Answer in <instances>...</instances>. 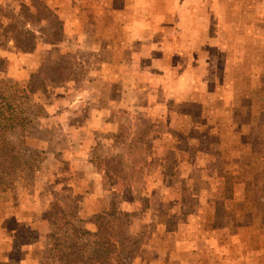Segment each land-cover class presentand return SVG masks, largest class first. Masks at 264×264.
<instances>
[{
	"label": "rangeland",
	"instance_id": "obj_1",
	"mask_svg": "<svg viewBox=\"0 0 264 264\" xmlns=\"http://www.w3.org/2000/svg\"><path fill=\"white\" fill-rule=\"evenodd\" d=\"M0 81L15 119L0 138L21 164L1 175L0 257L43 211L93 230L111 190L124 264L155 258L193 212L264 229V0H0Z\"/></svg>",
	"mask_w": 264,
	"mask_h": 264
},
{
	"label": "crops",
	"instance_id": "obj_2",
	"mask_svg": "<svg viewBox=\"0 0 264 264\" xmlns=\"http://www.w3.org/2000/svg\"><path fill=\"white\" fill-rule=\"evenodd\" d=\"M158 24L160 23H155L153 26H156ZM46 110L48 113H51L50 109ZM108 111L109 110H107V113ZM95 112L98 115H103L105 112V108L100 111L97 109ZM98 118L101 117L98 116ZM97 121L98 119L94 116L93 122ZM78 163H82L83 167L80 168L78 166ZM70 168L73 174L75 170H82L83 173L82 175H80L81 177L79 176V179L81 180V178L83 177L82 179L88 182L89 179L87 180V177H84V174L85 172L91 170V163L89 161H86V163L83 160H78V162L73 161V167ZM91 183H94V185H96V188L98 187V185L96 184V180H94V182L92 181ZM153 185L157 184L154 183ZM112 194L114 193H112L111 190V197L109 196L106 203L105 201L103 202L101 200V202L104 203V205L102 206H100V200L94 197L93 204L96 205L97 202L98 207L93 206L91 213L94 211H97V213H99L106 210L109 207L111 200L113 199ZM162 197L164 198L163 195ZM163 198L162 201H165V199ZM37 203H39V201H37ZM43 213L44 211L40 214H34L32 219L29 220L30 224L32 222L31 225H34V227L31 228L34 238L19 245V256L17 258L10 257L8 251H10L12 247H9L8 251L4 252L0 257V264H54L53 262H50V259L48 257H45L43 254L46 245V239L52 229L49 226L50 224L44 221V216L42 215ZM19 214L21 213H18V216L14 215L15 221L17 222L18 226L23 221L22 217H24L23 215ZM184 220L188 221L187 223L181 224L182 226H184L180 228V231H178L179 233L182 232L181 236H176L177 233H175V231L170 232V236H173V238L170 239L172 243L166 244V247L164 249L158 247L154 243V245H152V243L149 244L150 248H153V250L158 253L155 258L146 261L142 258L136 257L130 264H223V262H221L220 256L222 254L231 256V252H235V250L242 249L243 252H245V254L249 256L255 254L260 255L261 253H264V241H262L264 239V229L262 228H259L258 231L251 227L247 228L246 226H236L230 229H218L214 224L213 213L210 215L206 214L205 216L202 211L186 214L184 216ZM191 220H193V222L199 220L200 223L195 222L198 227L191 226ZM162 230L164 229H161V231ZM2 232L10 238L15 234V231L9 228H5L4 230H2ZM249 233H251L250 236ZM255 236H258V239L260 240L257 245V250H255L256 245L252 243V239H254ZM243 237L245 238L243 239ZM248 237L252 238H249V243L247 242ZM163 257H165V259Z\"/></svg>",
	"mask_w": 264,
	"mask_h": 264
},
{
	"label": "trees",
	"instance_id": "obj_3",
	"mask_svg": "<svg viewBox=\"0 0 264 264\" xmlns=\"http://www.w3.org/2000/svg\"><path fill=\"white\" fill-rule=\"evenodd\" d=\"M45 62L49 63L50 71H55L60 63L58 61ZM39 73L36 72L38 75ZM3 83L0 81V84ZM29 86L30 83L24 86L25 92L31 91ZM4 113L6 114L5 105L0 104V132L7 131V127H11L12 121L15 120L9 115L4 116ZM20 120L25 121L24 117ZM19 132L24 133L23 129ZM7 145L10 144L0 138V180L1 175L13 172L21 165L20 162L14 160L18 156L12 155L9 150L14 147L10 146L8 149ZM112 200L106 210L97 214L93 231L76 224L64 209L56 213L54 211L51 217L52 229L48 234L44 249L45 254L50 258H55L58 264H124L120 257L121 252L117 239L119 225L116 223L119 221V212L116 203Z\"/></svg>",
	"mask_w": 264,
	"mask_h": 264
}]
</instances>
